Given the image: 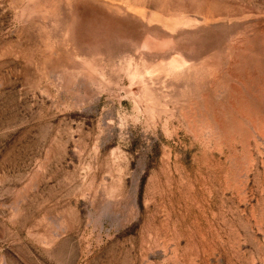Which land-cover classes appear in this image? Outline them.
Masks as SVG:
<instances>
[{"label":"rangeland","instance_id":"374dc122","mask_svg":"<svg viewBox=\"0 0 264 264\" xmlns=\"http://www.w3.org/2000/svg\"><path fill=\"white\" fill-rule=\"evenodd\" d=\"M0 264H264V0H0Z\"/></svg>","mask_w":264,"mask_h":264}]
</instances>
